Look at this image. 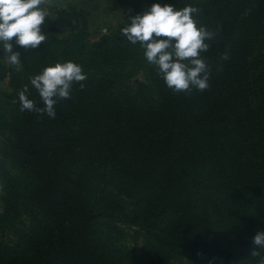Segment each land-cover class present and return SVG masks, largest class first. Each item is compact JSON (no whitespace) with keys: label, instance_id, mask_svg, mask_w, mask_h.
<instances>
[{"label":"trees","instance_id":"obj_1","mask_svg":"<svg viewBox=\"0 0 264 264\" xmlns=\"http://www.w3.org/2000/svg\"><path fill=\"white\" fill-rule=\"evenodd\" d=\"M185 4L196 6L198 25L215 33L203 53L210 66V86L203 91L174 93L147 64L155 106L139 110L118 96L105 103L114 82L99 78L91 88L83 81V89L74 84L66 99L70 107L55 125L46 113L21 111L18 90L0 89V133L7 131L0 134V146H6L0 149L19 173L0 161V182L10 196H17L15 184L26 183L22 204L32 229L16 249L0 245V264H164L182 252L226 264L234 256L211 244L210 209L264 231V96L258 100L264 91L251 94L247 70V55L260 42L256 68L264 81V0H185L178 6ZM57 42L52 38L40 47ZM28 54L33 52L21 55L24 66ZM0 68L5 71L0 83L8 76L12 81L10 66ZM22 82L30 84L29 77ZM247 94L257 101L254 107ZM75 118L81 119L77 130H67ZM69 137L80 147L72 155L61 144ZM82 163L93 177L82 180L108 184L140 205L145 259L118 245L113 230L125 217L119 205L109 210L105 204L108 211L102 213L90 196L73 188ZM127 165L133 174L127 175ZM213 172L221 178L208 196L197 198V182ZM103 194L97 191L96 200ZM259 251L255 264L264 258V249Z\"/></svg>","mask_w":264,"mask_h":264},{"label":"rangeland","instance_id":"obj_2","mask_svg":"<svg viewBox=\"0 0 264 264\" xmlns=\"http://www.w3.org/2000/svg\"><path fill=\"white\" fill-rule=\"evenodd\" d=\"M51 1L45 7L48 11V18H46L44 30L49 34L51 30V22L55 20L54 10H50ZM88 7L101 6L102 11L99 14V20L94 22L91 28L82 29L79 31L64 32L61 34H49L45 42L48 43L55 38L58 42L56 44H49L47 47H40L34 50H29L26 65L17 70L14 65H6L0 63L14 72L13 80L10 81L9 76L4 77L0 83V89L14 92L20 91L25 83L23 80L30 79V77L42 71V69L55 62H63L72 60L83 66V70L87 73V79L84 81L88 86L94 88V81L99 78L109 79L114 84L110 89H107L111 100L104 101L111 104L112 96H118L119 100H129L135 103V106L140 110H146L155 106V91L151 85L150 76L145 71V66L149 64L143 55V49L140 44H132L122 34L121 29L129 23V17L138 12H142L146 5H149L156 0H87ZM185 0H162V2L183 4ZM192 1V0H187ZM179 7V6H178ZM133 13V14H132ZM132 14V15H130ZM60 21L55 20L54 25L60 26ZM78 32V33H76ZM75 35V36H74ZM74 36V37H73ZM14 39V38H13ZM42 45V44H41ZM253 48L248 54L247 70L251 72L249 77V85L251 94L254 96V90L262 94L264 91V81L261 76V71L256 68V63L261 60L262 44L258 42L254 44ZM23 49V48H19ZM18 49V50H19ZM24 50V49H23ZM25 51L22 54H24ZM2 55V54H0ZM22 60V58H21ZM5 75V71L0 68V78ZM28 84V83H27ZM257 87V88H256ZM264 93L258 100H261ZM248 102L251 106H255L257 101L250 94H247ZM255 100V101H254ZM69 101L61 100L56 105V116L50 118L46 114V118L50 122L57 125V118L61 113H66L69 109ZM93 124L94 116H90ZM81 123L80 118H75L69 121L67 130L72 132L77 130V126ZM56 128V127H55ZM93 131V130H92ZM7 131L2 130L5 134ZM0 133V134H1ZM86 135V132H83ZM1 137V136H0ZM66 149L67 155L74 154L80 147L75 143L71 137L61 142ZM84 146V145H83ZM0 148H6L5 144ZM0 161L6 165V170L14 175H19L16 172V165L10 157L0 149ZM82 171H75V183L73 188L77 191H82L88 196L97 210L105 213L111 210V207L119 205L125 217L119 220L118 226L113 230L117 238L118 245L122 252L131 257L145 259L144 254V230L140 227V205L118 194L111 186L105 183H99L98 180L88 181L85 178L82 180L80 176H88L93 178L85 164L82 163ZM130 164V162H129ZM128 166V165H127ZM110 168V167H107ZM106 168V169H107ZM129 174H133L132 167H126ZM220 175L213 172L211 178L208 176L197 182V188L194 190V195L197 198L209 195L211 193V184L217 181ZM87 182H91L88 184ZM94 182V183H93ZM97 188H96V186ZM17 196L11 195L7 190V186L0 182V245L7 246L11 249H16L20 243L23 242V236L30 235L32 232L31 223L24 214L23 198L27 192L28 186L24 181L15 184ZM209 190V192H207ZM97 191L103 194V200H96ZM108 192V193H107ZM207 195V196H208ZM102 201V202H101ZM105 204L107 207H105ZM15 207V209L10 208ZM112 212H114L112 210ZM211 220L213 223V234L210 236L211 244L223 247L233 253L234 258L226 264H255V257L251 255V250L255 247L252 243L254 235L261 231L255 227L248 225L246 222L236 221L234 218H229L227 214L215 213L212 209ZM31 229V230H30ZM34 233V230H33ZM169 261L164 264H196L197 260H202L206 264H213L205 257L194 255L190 252H182L178 255H171ZM146 261V260H145ZM157 260H154V262Z\"/></svg>","mask_w":264,"mask_h":264},{"label":"clouds","instance_id":"obj_3","mask_svg":"<svg viewBox=\"0 0 264 264\" xmlns=\"http://www.w3.org/2000/svg\"><path fill=\"white\" fill-rule=\"evenodd\" d=\"M50 0H0V63L23 67L21 52L39 48L47 39L44 30L49 14L45 5ZM199 9L192 4L178 7L177 4L156 0L146 5L142 12L129 17V23L121 29L122 34L132 44H140L147 62L154 66L157 75L174 93L193 89H207L210 66L203 53L210 48L209 41L215 33L203 25H198L194 14ZM14 38V39H13ZM227 59L225 54L223 57ZM87 79L83 66L72 60L55 62L30 77L18 92L21 111H35L56 116V105L61 100L70 99L73 86ZM31 86V87H30ZM39 94L43 107L37 106L31 89ZM255 247L252 256H261L264 249V231L252 238ZM264 264V258L259 261Z\"/></svg>","mask_w":264,"mask_h":264},{"label":"crops","instance_id":"obj_4","mask_svg":"<svg viewBox=\"0 0 264 264\" xmlns=\"http://www.w3.org/2000/svg\"><path fill=\"white\" fill-rule=\"evenodd\" d=\"M66 6L63 9H55L50 6V10H54L55 20L60 21V26L54 25L55 20L51 22V30L49 34H61L64 32L79 31L89 29L94 22L99 20V14L102 7L97 5L93 8L88 7L87 0H63ZM48 34V35H49Z\"/></svg>","mask_w":264,"mask_h":264},{"label":"water","instance_id":"obj_5","mask_svg":"<svg viewBox=\"0 0 264 264\" xmlns=\"http://www.w3.org/2000/svg\"><path fill=\"white\" fill-rule=\"evenodd\" d=\"M51 5L55 9H63L66 6V2L63 0H52Z\"/></svg>","mask_w":264,"mask_h":264}]
</instances>
